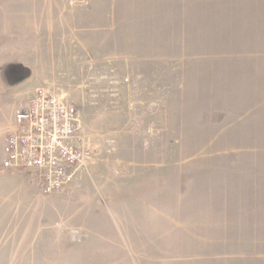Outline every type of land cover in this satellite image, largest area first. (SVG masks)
Wrapping results in <instances>:
<instances>
[{
    "label": "rangeland",
    "instance_id": "rangeland-1",
    "mask_svg": "<svg viewBox=\"0 0 264 264\" xmlns=\"http://www.w3.org/2000/svg\"><path fill=\"white\" fill-rule=\"evenodd\" d=\"M39 87L94 153L9 174L0 264H264V0H0V144Z\"/></svg>",
    "mask_w": 264,
    "mask_h": 264
},
{
    "label": "built area",
    "instance_id": "built-area-1",
    "mask_svg": "<svg viewBox=\"0 0 264 264\" xmlns=\"http://www.w3.org/2000/svg\"><path fill=\"white\" fill-rule=\"evenodd\" d=\"M6 139L7 170L32 168L44 193L63 190L93 155L79 108L60 89L39 87Z\"/></svg>",
    "mask_w": 264,
    "mask_h": 264
},
{
    "label": "crops",
    "instance_id": "crops-1",
    "mask_svg": "<svg viewBox=\"0 0 264 264\" xmlns=\"http://www.w3.org/2000/svg\"><path fill=\"white\" fill-rule=\"evenodd\" d=\"M31 93V92H30ZM29 94L28 99L26 102H24L22 105L25 106L31 96ZM21 106V107H23ZM20 107V106H19ZM20 108L16 109L15 115L12 116L6 125L5 133L3 135V140L1 141L0 151L3 153V158L5 159V146H6V139L9 134L16 131L18 127V110ZM15 171V172H14ZM10 171V172H4L2 169H0V233H4L9 231L8 227L10 224L17 222L16 225H18L20 222L18 215V207L12 204L13 200L16 199V197H20V194L18 193V188L12 186V180L9 177V174L16 173L18 169ZM30 226V224H29ZM39 231L41 230V227L38 228ZM38 232V230H37ZM15 261V262H14ZM13 263H20V260H14ZM11 263V262H10Z\"/></svg>",
    "mask_w": 264,
    "mask_h": 264
}]
</instances>
